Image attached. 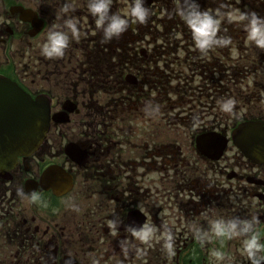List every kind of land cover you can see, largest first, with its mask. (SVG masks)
Masks as SVG:
<instances>
[{
	"label": "flooded vegetation",
	"instance_id": "1",
	"mask_svg": "<svg viewBox=\"0 0 264 264\" xmlns=\"http://www.w3.org/2000/svg\"><path fill=\"white\" fill-rule=\"evenodd\" d=\"M66 2L74 5L68 16L81 27V39L72 41L63 59L47 60L40 48L49 28L68 18L58 17ZM87 2L0 0V73L45 98L52 112L43 146L21 156L10 173H0V264H65L69 255L75 264H91L92 256L118 264L119 241L128 234L123 226L110 232L108 222L117 218L122 225L157 228L167 222L176 234L171 262L154 240L143 261L130 257L125 264H220L214 252L222 251L221 241L201 245L189 228L207 229L220 217L259 215L264 242V167L231 142L221 155L196 149L197 136L216 132L217 140L240 119L239 108L238 116H229L218 101L236 96L238 103L253 102L261 110L249 105L243 117L264 119V50L247 41L242 26L223 24L233 43L231 71L222 74L219 50L202 58L180 19L165 15L173 0L145 3L155 13L147 25H133L119 39L102 43ZM199 2L204 9L217 6L216 0ZM227 3L264 16V0ZM131 7L132 0H113L112 11L126 15ZM148 101L160 104L159 118L145 116ZM197 113L202 123L193 130ZM50 166L73 178L69 193L59 195L51 182L42 184ZM21 185L37 191L48 207L17 197ZM223 242L228 257L237 254L238 242L243 251L240 238Z\"/></svg>",
	"mask_w": 264,
	"mask_h": 264
},
{
	"label": "clouds",
	"instance_id": "2",
	"mask_svg": "<svg viewBox=\"0 0 264 264\" xmlns=\"http://www.w3.org/2000/svg\"><path fill=\"white\" fill-rule=\"evenodd\" d=\"M216 3L217 6L214 9H204L199 0H173V8L165 15L169 20L177 17L180 19L191 33L194 50L198 51L202 58L213 49L229 48L232 45V37L222 34L227 32V29L222 28L225 23L242 26L247 41H250L256 48L264 50V16L255 11L241 12L233 9L227 0H216ZM112 6L113 0H88L87 2L88 12L94 18L97 29L102 32V43L119 39L133 25H147L155 14L145 5V0H132V7L126 15H121L118 11L113 12ZM74 11V5L66 2L60 9L58 17L61 14L68 16ZM81 35L78 22L68 16L61 24H53L49 28L45 42L40 48V55L47 60L63 59L72 41L79 42ZM218 104L221 112L229 116H238L236 111L238 101L234 97L218 101ZM143 112L146 117L157 119L161 114V106L159 103L148 101L144 105ZM201 123L200 114H193L192 129L197 130ZM16 195L22 200H30L32 204L48 207L47 201L43 200L37 191L26 192L22 185L17 186ZM71 207L76 212L80 210L75 204ZM260 223L259 215L254 214L243 219L238 216L228 219L223 217L212 219L207 229L197 225H190L189 228L194 239L201 245L211 243L214 238L221 242L224 239L231 241L240 238L243 252L250 264H264V242L261 241L257 231ZM122 226L131 239L126 236L119 241L118 247L122 259L118 264H125L130 257L143 261L148 256L154 240L160 243L161 252L169 262L175 258L177 254L176 234L167 222H163L159 228L148 223L122 225L118 218L108 222L110 232L118 231ZM214 257L222 264L225 261L230 264V257L220 250L214 252ZM65 264H75L70 255L66 258ZM91 264H101V259L92 256Z\"/></svg>",
	"mask_w": 264,
	"mask_h": 264
},
{
	"label": "water",
	"instance_id": "3",
	"mask_svg": "<svg viewBox=\"0 0 264 264\" xmlns=\"http://www.w3.org/2000/svg\"><path fill=\"white\" fill-rule=\"evenodd\" d=\"M48 125L42 106L9 79L0 76V170L13 165L21 153L37 148ZM237 136L240 147L255 161L264 163V126L245 125Z\"/></svg>",
	"mask_w": 264,
	"mask_h": 264
},
{
	"label": "rangeland",
	"instance_id": "4",
	"mask_svg": "<svg viewBox=\"0 0 264 264\" xmlns=\"http://www.w3.org/2000/svg\"><path fill=\"white\" fill-rule=\"evenodd\" d=\"M159 135V133L157 134V136ZM161 139H164L161 137ZM165 139L167 140H171L169 136H165ZM165 141V140H164ZM240 243H237V247H236V255L234 257H230V264H250L249 260L247 259L246 254H244V252L241 250V247L239 246ZM234 249V247H232V250ZM220 264H222V262H220ZM223 264H228V261L223 262Z\"/></svg>",
	"mask_w": 264,
	"mask_h": 264
}]
</instances>
